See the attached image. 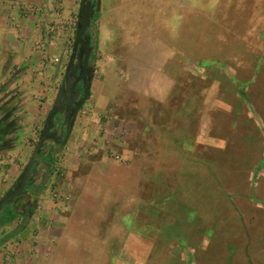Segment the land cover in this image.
I'll use <instances>...</instances> for the list:
<instances>
[{
	"label": "rangeland",
	"instance_id": "1",
	"mask_svg": "<svg viewBox=\"0 0 264 264\" xmlns=\"http://www.w3.org/2000/svg\"><path fill=\"white\" fill-rule=\"evenodd\" d=\"M93 1L97 4L98 0ZM136 1L102 0L100 8L92 7L94 28L90 32L96 40V66L100 65L95 67L100 71L95 75L99 83L109 80L107 85L114 86L113 98L116 95L103 116L108 126L103 130L105 154L115 163L124 159L125 153L115 160L118 151L109 140L120 130L119 125L114 127V119L132 117L142 132L138 130L137 136L121 133L125 148L159 155V137L169 136L165 148L182 162L157 164L148 184L139 181L143 202L132 205L136 225L122 229L138 234L129 250L136 258L126 259V254L118 261L111 258L121 246L111 239L104 249L105 264H264V0H186L181 9L178 6L183 0ZM80 2L74 0L70 19L53 23L56 33L67 36L58 62H63L59 64L58 89L76 35ZM64 9L59 5L60 12ZM131 14L139 15L135 26L125 20ZM142 23L149 28H141ZM161 49L169 59L163 72L175 80L174 98L163 104L122 87L127 82L141 85L137 65L156 64ZM141 54L147 57L140 60ZM147 115L153 119L151 140L146 138ZM12 118L18 122L14 115ZM59 123L62 129V121ZM214 135L222 139H211ZM59 159L56 156L55 160ZM112 172L108 166L104 180L85 185L90 190L93 186L97 205L89 207V212H78L82 229L91 228L88 221L89 225L94 221L108 226L105 220L114 217L122 200V205L126 203L128 196L118 189L134 182L135 177L126 172L112 177ZM54 188L58 191L60 187ZM57 191L53 197L63 198ZM121 214L119 223L131 224L130 217ZM110 228L106 227V238L113 225ZM90 232L93 240L97 227ZM85 244L86 251L93 246Z\"/></svg>",
	"mask_w": 264,
	"mask_h": 264
},
{
	"label": "crops",
	"instance_id": "2",
	"mask_svg": "<svg viewBox=\"0 0 264 264\" xmlns=\"http://www.w3.org/2000/svg\"><path fill=\"white\" fill-rule=\"evenodd\" d=\"M150 2L145 4H150ZM185 3L186 0L180 1L178 8H184ZM136 4H139L138 0ZM59 5L65 7L62 12L59 10ZM73 9L74 0H0V124L13 115L18 118L14 146L10 150L0 152V194L6 193L20 177L47 122L50 109L53 107L50 105L55 102L58 83L62 75L59 64L63 65V62L59 64L58 62L64 55L63 48L66 45L67 36L65 33H56L53 23L70 19ZM138 16L131 14L125 20L128 24L135 26ZM142 24L141 28H149L147 24ZM161 53L162 57L156 64L148 62L145 66L137 65L138 74L143 79L140 82L141 85L127 82V84H121L122 87L126 85L127 90L138 92L137 94L142 98L162 104L173 100L175 80L163 72L169 65V59L166 58L168 55L165 56L162 49ZM146 57V54L139 56L140 60ZM98 72L100 73L95 70V74ZM97 78L94 75L89 98L77 115L66 146L58 155L60 159L54 160L59 171L63 172L60 175L53 174L48 177L47 187L36 199L34 198L37 202L36 209L27 227L0 248V264H56L58 259L65 260V264H72L78 260H86L88 264L89 262L95 264V261L96 264H105L106 251L104 249H106V242L111 239L121 244L118 254L111 252V258L118 261L124 254L129 256H124L126 259L135 257L129 250H132L130 243L138 239V234L133 231L123 232L122 229L136 225L134 216L132 217V205L133 202L137 204L143 202L138 188L139 181L144 180L148 184V180L154 177L153 168L157 164L180 163L182 160L165 148L168 145L164 144L170 142L169 136L159 137L162 143L159 155H151L146 151L139 153L142 151L129 146V149L125 148L126 142L123 140V135L129 133L130 136H137L139 123L135 122L132 117L128 120L117 118L118 115L115 116L117 119H114V127L119 125L120 130L118 129L115 137L108 140L112 148L118 151L116 154L125 153V157L122 158V162L118 161L119 163L109 160L105 154L107 143L105 138L107 137L103 132L108 126L103 121V116L108 111L110 103L116 99V95L113 98L111 91L114 86H109V80L99 83ZM6 109H13V111L6 115L3 113ZM148 115L147 118L150 119ZM151 120L153 119L146 124L147 140L152 139ZM114 129L117 130V128ZM139 132H142L141 129ZM196 139H199L198 135ZM211 139L219 140L222 137L214 135ZM50 144L53 145V142H45L47 150L52 148ZM54 158L56 159V156ZM117 159L115 157V160ZM108 166L112 171L114 170L111 173L112 177L117 173L121 176L126 172L132 173L135 180L130 183L126 182L124 189H118L120 192L123 190L128 197L125 198L124 205H122L123 200L119 203L114 217L104 218L105 222L109 223L106 226L107 229L110 230L111 225L114 227L106 238V227L102 226V223L99 226L93 221V224L89 225L88 221V226L91 228L82 229L83 219H79L81 216L78 212H89V207L97 205L93 186L90 190L86 189L85 185L89 183L88 181L96 183L104 180ZM37 168V174L42 176L44 174L42 165ZM140 169L143 171H139ZM57 184L60 187L58 191L63 195L61 199L53 197V193L57 191L53 189V185ZM164 191L165 188L162 187L161 192ZM152 202L150 200L151 205L154 206ZM157 207L160 206L157 205ZM123 212L130 217L131 224H122V226L119 223ZM21 223V219H16L3 228V231L10 233L18 229ZM95 227L98 233L96 232V236L90 240V231ZM34 229L37 231L32 234ZM87 242L92 243L93 246L86 251L84 247H87L85 244ZM110 255L109 253V258ZM214 255L218 258L217 253Z\"/></svg>",
	"mask_w": 264,
	"mask_h": 264
},
{
	"label": "trees",
	"instance_id": "3",
	"mask_svg": "<svg viewBox=\"0 0 264 264\" xmlns=\"http://www.w3.org/2000/svg\"><path fill=\"white\" fill-rule=\"evenodd\" d=\"M89 94H90V88H89ZM88 96L89 95L86 96L84 94L82 103L79 106V108L76 111H74L71 114V116H69L65 120L61 130L62 133L51 131L52 127L51 128L48 127V130L44 135L45 138L44 140L45 142L46 141L53 142V145H55L56 148L55 149L51 148L47 150V147H45V142H44V145L41 148V153L39 154L38 158L36 159V161L32 166V169L28 176V181L26 182L24 189L22 191H19V187L23 178V172H22L20 177L10 187V189L0 197V201H1L3 197L5 198L9 196V194L13 195V193H16L15 196L10 195L11 200L0 208V248L4 246L8 241H10L14 236H16L19 233H22L24 231V228L27 227L28 221L31 220L34 211L36 209L37 202L35 199L45 190V187H47L48 177L52 176L53 174H55L56 176L60 175L59 167L56 165L55 163L56 160L54 157L58 156L59 153L66 146L67 140L73 129L74 126L73 123L74 120H76L78 110L85 102V100L88 98ZM6 110H8V112ZM6 110L4 112L6 113V115L9 112L13 111V109H6ZM45 129L41 131L39 140L41 138L42 132ZM16 130H17V122L15 121V118L10 117L9 119L3 120V123L0 124V151L11 149L14 146L16 142L14 136ZM117 155L118 157L120 156V154ZM39 165H42L43 167L42 170L44 174L42 176L37 174L38 171L37 167ZM16 219L22 220V223L21 225H19L18 229L10 233H6V231H3V228L8 226L11 222L15 221Z\"/></svg>",
	"mask_w": 264,
	"mask_h": 264
},
{
	"label": "flooded vegetation",
	"instance_id": "4",
	"mask_svg": "<svg viewBox=\"0 0 264 264\" xmlns=\"http://www.w3.org/2000/svg\"><path fill=\"white\" fill-rule=\"evenodd\" d=\"M90 1H89L90 2L89 5L91 6L90 8H92L94 4H96V1L93 0ZM91 23L92 24L89 26V28L84 32L83 35L84 40L82 39L76 46H75V40H76V35H75L72 45V50L66 62L63 80L59 86L55 101L61 90L63 94L61 96V99L59 100L58 106L54 107L55 102L53 104L55 118L53 123L54 125L51 128V131L62 133L61 131L62 129L59 128L60 127L59 121H62L61 126H63L65 120L69 116H71V114L74 111H76L79 108L85 94V89L88 85L89 77L94 78L97 56H96V50L93 49V45H95L96 40H94L93 35L90 32L91 29L94 28V21H91ZM88 98L82 104V106L78 110V113L83 109ZM59 118L61 119L59 120Z\"/></svg>",
	"mask_w": 264,
	"mask_h": 264
},
{
	"label": "water",
	"instance_id": "5",
	"mask_svg": "<svg viewBox=\"0 0 264 264\" xmlns=\"http://www.w3.org/2000/svg\"><path fill=\"white\" fill-rule=\"evenodd\" d=\"M89 3L90 2L88 0H81V2H80L79 21H78V26H77V31H76L75 46L81 41V39H82L81 37L84 34V32L86 31V28L90 25L91 19L94 15V12L91 10L92 8H90L91 6L89 5ZM100 6H101V0H98L96 7L100 8ZM93 7H95V6H93ZM70 68H71V65H70ZM92 79L93 78L89 77L88 85L85 89V95L86 96L89 95V88L91 87ZM62 94H63V92L61 90L57 96L54 107L58 106V103H59V100L61 99ZM54 115H55V113L53 110L49 114V119L45 125L46 129L44 128L45 130L42 132L41 138L38 141L37 146H36L32 156H31L29 162L27 163L26 167L24 168L23 178H22V182H21L20 187H19V191H22L24 189L26 182L28 181V176L30 174L32 166H33L34 162L36 161V159L38 158L39 154L41 153V148L43 147L44 142H45L44 135H45L46 131L48 130V127L51 128L54 125L53 124L54 123ZM74 123H75V120H74ZM74 123H73V125H74ZM10 195H12V194H9V196H7L5 198L3 197V199L0 201V208L4 204H7L11 200ZM15 195H16V193H13L12 196H15Z\"/></svg>",
	"mask_w": 264,
	"mask_h": 264
},
{
	"label": "built area",
	"instance_id": "6",
	"mask_svg": "<svg viewBox=\"0 0 264 264\" xmlns=\"http://www.w3.org/2000/svg\"><path fill=\"white\" fill-rule=\"evenodd\" d=\"M116 158H119V157H116Z\"/></svg>",
	"mask_w": 264,
	"mask_h": 264
}]
</instances>
